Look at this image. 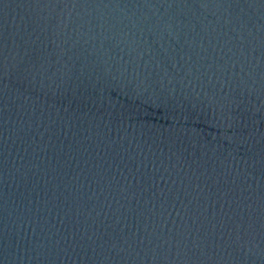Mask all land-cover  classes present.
<instances>
[{"label":"water","instance_id":"water-1","mask_svg":"<svg viewBox=\"0 0 264 264\" xmlns=\"http://www.w3.org/2000/svg\"><path fill=\"white\" fill-rule=\"evenodd\" d=\"M0 264H264V0H0Z\"/></svg>","mask_w":264,"mask_h":264}]
</instances>
